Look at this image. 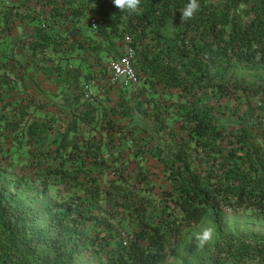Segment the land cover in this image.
<instances>
[{"label": "trees", "instance_id": "16d2710c", "mask_svg": "<svg viewBox=\"0 0 264 264\" xmlns=\"http://www.w3.org/2000/svg\"><path fill=\"white\" fill-rule=\"evenodd\" d=\"M187 3L141 0L129 15L112 0H0L4 29L27 19L22 47L64 76L40 120L26 115L47 103L0 97V264H190L180 251L207 220L215 241L196 244V264H264V235L222 224L237 210L264 222V0H198L181 21ZM126 48L137 85L116 83L128 97L106 106L116 84L100 62ZM90 54L99 66L61 68ZM90 78L105 90L82 97ZM148 158L170 183L162 197Z\"/></svg>", "mask_w": 264, "mask_h": 264}, {"label": "rangeland", "instance_id": "374dc122", "mask_svg": "<svg viewBox=\"0 0 264 264\" xmlns=\"http://www.w3.org/2000/svg\"><path fill=\"white\" fill-rule=\"evenodd\" d=\"M9 4V3H8ZM7 5V3H6ZM8 6V5H7ZM92 21V20H91ZM27 19L19 20L17 19L14 26L10 30V32H7L6 29H4V26L0 24V60L4 58H12L17 59V62L12 61V70L9 72L10 74L7 75L4 79L7 80V83H4L3 86H1L0 91V97L6 98V101L9 103L10 107L15 105L16 101H20L23 99H26L27 101L35 100L36 103V109L39 107L38 102L43 101L45 107L39 108L35 110V106H30V112L27 113L26 116H29V119L27 121L31 122L32 120H40L45 113L44 111L48 112H55L56 106L55 104H52V100H57L55 98V94L59 92V90L63 87V78L64 76L61 75L58 77L56 72H53L51 74L43 73L38 69V66L40 64L46 65L49 63L44 62L41 57V54L39 53L37 56H33L30 54V51L28 48L22 47V44H25L27 40L29 39V36L27 35L26 31L30 27ZM126 49H124L122 55L126 54ZM6 52V57L2 56V53ZM86 55V54H85ZM73 60L70 62L68 60H61L60 65H62L61 68H71L76 66L78 63H81L82 65H94V56L92 54L88 56H80V57H73ZM111 61H107L105 58H102V61L100 62L101 66H104L106 69V73L108 72V77L106 80L108 81L110 77V69L109 66L111 64ZM99 66V65H94ZM85 71V70H84ZM15 72V73H14ZM19 73L18 75L16 73ZM22 73V77L24 79L25 84H23L19 78V75ZM105 73V74H106ZM18 80V81H17ZM17 81V82H16ZM121 80H118L117 83L120 84ZM86 82L84 86V91L82 92V97L88 96L89 94H94L97 92L103 93L105 90V85L101 82V80H98L97 78H90L88 80H85ZM9 83H11V86H9ZM116 84V83H115ZM118 84L114 85L111 90H106L111 97V100L107 103L106 106L112 105L115 102H118L120 99L123 100L127 98L126 96L127 90L123 88L122 90L118 91ZM134 86L137 85V82L132 84ZM73 88V86H72ZM78 91L79 89H75ZM105 96V95H104ZM103 96V97H104ZM50 100V101H49ZM43 104V105H44ZM34 110L36 112H34ZM12 113V112H9ZM33 116V117H30ZM34 118V119H32ZM118 122L124 123L125 119H117ZM24 158V157H23ZM125 160H129L132 157L126 156L124 157ZM30 164V162H27V164ZM26 164V162H19V165L17 166L20 168V173L24 172H31L32 168L27 167L26 169L23 167V165ZM144 166L148 167L150 169V184L152 185V189H149V192L152 191V193L155 196L162 197L161 191L164 189H168L170 186L169 181L167 180L166 173L162 170V167L157 163L155 159L148 158L144 162ZM23 167V168H22ZM60 189L59 186L55 188L50 189V195L54 196L56 190ZM32 194V193H31ZM23 198V196H22ZM27 206V201L24 203ZM223 233L226 237H234L239 235H247L251 233H258L264 235V222H256L253 221V219L250 216L249 211L244 210H237V211H231L227 213L225 216L223 222ZM206 227H212L215 228L210 221H205L201 226H198L193 232H192V242H189L187 245L188 248L181 249L180 253L181 256L185 257L190 264H196V262L193 259V250L196 249V235L200 233L204 228ZM215 241V236L211 242L207 244V246H212ZM78 264H97L96 262H91L89 260L80 261ZM161 264H182L180 260L176 259H166Z\"/></svg>", "mask_w": 264, "mask_h": 264}, {"label": "clouds", "instance_id": "9594fccd", "mask_svg": "<svg viewBox=\"0 0 264 264\" xmlns=\"http://www.w3.org/2000/svg\"><path fill=\"white\" fill-rule=\"evenodd\" d=\"M113 5L121 12H127L129 15L140 12L141 0H112ZM200 5L198 0H188V3L180 11L181 21H188L194 18L199 11ZM214 238V229L212 227L204 228L195 237L197 245L204 247Z\"/></svg>", "mask_w": 264, "mask_h": 264}, {"label": "built area", "instance_id": "2783aa9c", "mask_svg": "<svg viewBox=\"0 0 264 264\" xmlns=\"http://www.w3.org/2000/svg\"><path fill=\"white\" fill-rule=\"evenodd\" d=\"M126 50V54L123 57H121L119 60L112 61L109 66V79L111 83L115 84L118 80H121L126 85L134 83L136 80L135 71L131 64L133 52L130 48H126Z\"/></svg>", "mask_w": 264, "mask_h": 264}]
</instances>
